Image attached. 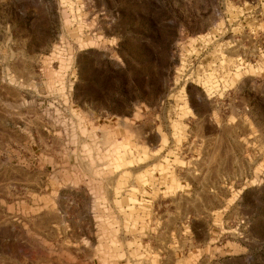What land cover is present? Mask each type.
<instances>
[{
    "label": "rangeland",
    "instance_id": "1",
    "mask_svg": "<svg viewBox=\"0 0 264 264\" xmlns=\"http://www.w3.org/2000/svg\"><path fill=\"white\" fill-rule=\"evenodd\" d=\"M0 264H264V0H0Z\"/></svg>",
    "mask_w": 264,
    "mask_h": 264
}]
</instances>
